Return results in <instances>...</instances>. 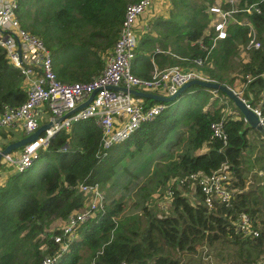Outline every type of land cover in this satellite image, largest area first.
<instances>
[{"label": "trees", "instance_id": "obj_1", "mask_svg": "<svg viewBox=\"0 0 264 264\" xmlns=\"http://www.w3.org/2000/svg\"><path fill=\"white\" fill-rule=\"evenodd\" d=\"M131 1L17 0L16 15L21 27L48 48L56 79L88 81L103 67L104 56L118 36L125 5ZM212 1L168 0L166 13L148 20L140 33L130 70L148 77L152 67L176 64L197 68L205 78L230 87L238 80L244 83L241 96L264 112V0H237L240 5L256 2L258 11L235 13L236 21L228 23L225 37L216 39L210 48L213 34L206 7ZM248 24L259 42L257 47L246 46ZM25 86V78L0 46V111L4 104L21 103ZM215 91L217 97H212L207 87L188 86L107 150L99 148L100 130L93 118L78 119L55 131L26 167L13 168L0 180V264H40L44 256L55 257L51 264L264 263V154L251 156L255 146L248 137L250 131L261 134L247 125L224 92ZM184 92L189 93L187 99L181 97ZM218 120L225 143L212 136L210 124ZM0 133L10 139L0 148L15 139L8 131ZM161 145L179 150L160 153L166 163L159 170L158 183L163 194L167 187L171 189L166 210L156 213L143 205L138 213L117 216L122 201L106 192L101 210L79 224L73 236L61 234L56 222L61 224L87 198L79 184L97 183L100 188L112 179L125 157ZM259 146L264 147L263 136ZM222 163L236 191L227 205L215 202L207 208L199 185L188 176H207ZM254 164L263 170L259 176L252 175L254 188L237 190ZM173 178L185 182L171 185ZM239 211L250 216L256 236L234 230Z\"/></svg>", "mask_w": 264, "mask_h": 264}, {"label": "built area", "instance_id": "obj_2", "mask_svg": "<svg viewBox=\"0 0 264 264\" xmlns=\"http://www.w3.org/2000/svg\"><path fill=\"white\" fill-rule=\"evenodd\" d=\"M151 1L128 2L124 8L118 36L111 50L104 56L101 70L88 81L66 83L56 79L52 70L50 52L43 41L21 27L16 15L17 0H0V46L9 62L26 80L23 101L18 105L4 104L2 106L0 128L18 124L26 135L46 121L50 122L33 140L19 148L17 156H12L10 152L3 154L1 156L3 165L5 163L12 165L16 170L26 167L36 150L44 147L55 131L68 128L73 121L88 117L93 118L99 127V148L107 150L112 144L126 138L139 124L152 119L165 106L164 102L158 101L145 104L140 96L134 95L129 89L170 95L190 79L207 80L197 68H184L176 64L163 68L152 67L148 77H140L131 72L130 61L137 44L136 20L140 14L151 7ZM206 11L209 16L208 24L213 34L211 48L216 39L225 37L228 23L236 21L233 17L235 13H249L258 11V8L256 2L240 5L237 0H217L208 4ZM246 37V46L259 45L250 25ZM198 43L200 44V41ZM200 62V58L195 59V63ZM249 78L248 74L247 81ZM215 90V88H209V92L217 97ZM232 90L253 111L258 123L264 129V112L258 106H251L241 96V88ZM92 91L94 93L91 99L83 107L68 113L84 102ZM43 104L48 108L45 122H42L40 117V108ZM210 128L212 136L220 138L222 143L226 142L220 120L212 122ZM188 177L196 180L202 194L201 201L207 208L215 202L227 205L233 192L236 191L229 185V175L224 163L207 176L196 178L194 173H190ZM184 182L183 178L170 180L171 185L176 183L177 186ZM78 188L87 194L83 206L69 212L59 225L61 234L68 237L75 234L74 230L79 224L104 206V195L97 183L79 184ZM170 194L171 189L167 187L163 194L167 201L162 198L163 203L160 207L167 205ZM233 226L236 232L243 235L258 234V230L252 225L250 216L245 211H239L236 214ZM59 238V234L54 236L55 241ZM54 259L53 256H44L40 264H51Z\"/></svg>", "mask_w": 264, "mask_h": 264}, {"label": "rangeland", "instance_id": "obj_3", "mask_svg": "<svg viewBox=\"0 0 264 264\" xmlns=\"http://www.w3.org/2000/svg\"><path fill=\"white\" fill-rule=\"evenodd\" d=\"M216 1L217 0H213L211 3H214ZM151 10L152 8L151 9L149 8L146 11V13H148V16L150 15ZM233 17L234 19L236 18L235 15ZM240 56L241 57L244 56V53L242 51L240 52ZM232 74L234 75L235 72L233 71ZM231 85H232L231 87L230 86L228 87L236 90L242 87L238 80H235ZM188 96L189 93L184 92L181 97L182 99H187ZM230 106L231 103H229L228 111L230 110ZM11 129L14 130L13 128ZM174 136L175 133L172 132L170 134V138L172 139ZM261 136L263 135L261 134ZM248 137L250 139V144H253L255 146L252 153H250L251 156H253L256 153L259 154V152L264 154V147L261 148V146H259L260 137L255 135L251 131L248 134ZM16 150L17 149H13L10 151V153L13 155ZM161 150H163L162 152H167L172 154L179 152L178 146L167 148L161 145L154 150L144 148L139 152H137L133 157H125L121 161L120 165L117 167L116 172L113 175L112 179L111 180L109 179V181L105 185L100 187V190L103 192V194H106L107 192L113 198L121 199L123 207H122V211L119 212L117 216L123 214L127 215L133 212L138 213L143 205H146L150 210L156 213L157 211L166 210L169 204L166 206V208L164 206L160 207V204L163 203L162 198H164L165 201H167V199L163 195V191H162L163 186L160 183H158L159 170L161 169V166H163L164 163H166V161L162 160V157H160ZM121 164L124 165L122 166ZM248 168L250 169L246 172V174L247 175L249 174L250 178L256 172L261 171V169H259L258 167V164L251 165ZM261 172H263V170ZM189 191L185 192V194H187L189 199L194 200L195 196L194 195L191 196ZM104 199L106 200L105 196ZM58 223L60 224V222H56L57 227L59 226ZM230 250L231 249L229 248V251ZM224 252L225 250H223V253ZM192 256H196V254ZM212 257H213L212 260L216 258L214 256V252L211 255V258Z\"/></svg>", "mask_w": 264, "mask_h": 264}, {"label": "water", "instance_id": "obj_4", "mask_svg": "<svg viewBox=\"0 0 264 264\" xmlns=\"http://www.w3.org/2000/svg\"><path fill=\"white\" fill-rule=\"evenodd\" d=\"M193 84H198L207 88H215V89H219L220 91L224 92L225 95L230 98L233 102V104L238 108V110L240 111V113L242 114L244 120L246 121L247 125L251 128H255L256 130L260 131L261 134L264 136V129L262 128V126L258 123L257 117L255 116V114L253 113V111L247 107L245 105V103L243 102V100L227 85L222 84V83H218L216 81H212V80H201V79H190L186 82H184L182 85H180L177 90L170 94V95H162V94H157L154 92H150V91H141V90H135V89H129V91L131 93H133L134 95L137 96H141V97H148V98H152L155 101L158 102H167L170 101L172 99H174L177 95H179L185 88H187L190 85ZM111 88H116L114 86H110ZM124 89V88H122ZM94 91H92L89 96L87 97V99L78 104L77 106H75L72 110H70L68 113L73 112L81 107H83L92 97ZM67 113V114H68ZM65 114V115H67ZM64 115V116H65ZM50 124L49 121L39 125L34 131L18 138L15 139L11 142L6 143L2 148H0V159L1 156L5 153L10 152L13 149H17L19 147H21L22 145H24L25 143L33 140L45 127H47ZM246 264H264L262 262H258V263H246Z\"/></svg>", "mask_w": 264, "mask_h": 264}, {"label": "crops", "instance_id": "obj_5", "mask_svg": "<svg viewBox=\"0 0 264 264\" xmlns=\"http://www.w3.org/2000/svg\"><path fill=\"white\" fill-rule=\"evenodd\" d=\"M167 4H168L167 0H152L151 1V7H150V9L152 8V10L150 12V15L148 16V13H146V11H147L146 10L145 12H143L142 14H140L138 16V18L136 20V24H135V29H136V33H137V41H138V37H139L140 33L147 28L148 20H150L152 17H155L156 15L166 13ZM211 94H212V97H215V95L213 93H211ZM144 98L145 97L140 96V99L143 103L149 104V103L145 102L146 100H144ZM218 100H220V98H218ZM47 115H48V108L45 104H43L40 108V117H41L42 122L46 121ZM11 128H13L14 130H12ZM2 131H8V132L12 133V137H14L15 139H18V138L25 135V132L23 131V129L18 124H15V125L11 124L9 126H4V127L0 128V132H2ZM6 140H10L8 135H5V137H1V133H0V145L3 144ZM8 142H10V141H8ZM8 142H6V143H8ZM18 152H19V149H17L14 152V154L13 155L11 154V155L15 157L18 155ZM13 168L14 167L12 165H8L6 163L4 165L2 164V166L0 167V169H2V170H0V180L3 178V176L6 172L13 170ZM255 175L256 176L261 175V171L256 172ZM252 177L250 178L249 174L248 175L246 174L245 180L243 182V186L239 190H252L254 187H252L251 184L254 183V180H255V177L254 176H252Z\"/></svg>", "mask_w": 264, "mask_h": 264}]
</instances>
